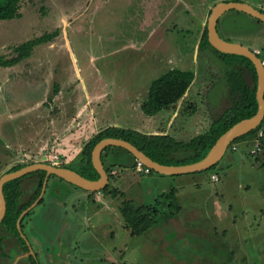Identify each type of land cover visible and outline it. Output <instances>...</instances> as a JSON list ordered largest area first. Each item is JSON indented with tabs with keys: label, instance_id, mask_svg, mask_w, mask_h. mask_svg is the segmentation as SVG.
<instances>
[{
	"label": "rangeland",
	"instance_id": "1",
	"mask_svg": "<svg viewBox=\"0 0 264 264\" xmlns=\"http://www.w3.org/2000/svg\"><path fill=\"white\" fill-rule=\"evenodd\" d=\"M220 1L236 0H22L20 17L0 21V58L11 59L18 46L57 34L18 64H0V177L18 164L47 162L44 154L57 153L65 159L62 166L77 170L76 160L91 139L86 135L92 119L89 95L105 123L139 124L135 104L147 97L156 78L172 68L204 77L207 60L223 67L212 49L200 48L208 17ZM240 1L264 10V0ZM237 11L220 18L219 34L259 52L264 61V23ZM244 74L252 82L250 72ZM208 101L212 118L231 106L225 78ZM162 112L164 117L172 113ZM158 118L143 123V130L173 132L172 119L159 125ZM84 126L81 135H73ZM117 153L129 157L120 150L105 152L111 168L106 192L61 199L64 188L73 185L50 180L45 203L29 217L36 232L26 231L42 264H264V126L229 146L216 170L197 172L200 184L190 173L165 185L167 191L157 196L163 195L155 225L139 236L126 228L123 202L155 207V194L163 187L130 167L132 158L119 160ZM124 177L131 183L126 189L118 186ZM171 187L177 188L173 200L163 198ZM138 189L139 199L131 196Z\"/></svg>",
	"mask_w": 264,
	"mask_h": 264
},
{
	"label": "trees",
	"instance_id": "2",
	"mask_svg": "<svg viewBox=\"0 0 264 264\" xmlns=\"http://www.w3.org/2000/svg\"><path fill=\"white\" fill-rule=\"evenodd\" d=\"M21 1L22 0H0V21L12 20L15 17H20L18 10ZM233 10L237 11L235 9ZM237 12L245 17L250 16L241 11ZM255 19L257 22L263 24L259 19ZM55 34L57 33L47 34L39 39L30 40L18 46L16 48L18 55L11 59L0 58V64L3 66L18 64L23 58L29 56L36 45L52 39ZM200 48L201 51H205L208 48L212 49L213 53L223 63V67L218 65V61L214 63L207 60L204 77L194 70L172 68L151 83L147 97L139 102V108L142 115L145 117H152L163 110L172 111L171 118L172 121L175 122V126L173 127L174 133L178 129H181L192 116L195 114L201 115V128L198 134L191 137L188 141H181L175 138L174 133H169V130L164 127H161V130L147 133L132 127L111 125L101 130L86 143L81 155L76 160L79 165L77 169L79 173L93 180L100 178V174L92 163V151L100 140L107 137L128 140L155 161L162 164L182 165L199 161L208 154L217 139L230 127L240 120L250 118L257 113L258 102L256 92L258 77L253 62L248 57L223 53L214 48L208 40L207 29L202 35ZM245 70L250 72L252 82L246 79L244 74ZM223 78H225L229 86L233 103L226 108L218 118H212L208 97L214 85ZM55 92L59 93V86L57 84L55 85ZM263 126L264 120L256 129L237 138L230 146L232 147L233 144L243 142L247 140L248 137L257 134L259 129ZM246 144L249 145L250 142L248 141ZM112 149L120 150L128 154V156L134 160L130 167H136L137 160L134 155L125 148L117 146H109L104 149V164L105 152H109ZM26 165L28 164L23 163L15 165L10 171L17 170ZM218 165L219 163L203 172L214 171L217 169ZM106 169L109 175H111V168L106 167ZM151 173L159 174L152 169ZM45 177V170H37L18 179L9 181L4 185L7 212L3 221L0 223V233L5 234L6 237L0 238V242L7 241L9 243L17 240L21 243L17 250L18 254L28 250V245L18 228V221L20 220L21 226L24 228L25 221L32 214V211L25 214L22 218L21 214L24 210L29 208L41 194ZM54 178L65 181L56 175H51L49 177V183L50 180ZM109 188L110 185H107L102 191L106 192ZM176 190L177 188L173 187L170 191L172 196L169 195L170 193H164L165 196L163 198L169 197L168 199L173 200ZM91 193L93 194V192ZM161 197L156 198L155 203H152L155 207H151L150 204L145 203L134 206L130 200H125L123 202V207L121 209L122 216L126 223V228L130 230L133 236L142 235L155 225V215L160 213L158 204L160 203ZM43 202L44 198L39 204ZM170 207L175 208L173 203L170 204ZM176 208L178 209V206ZM173 213L174 212H172V214ZM3 248L4 245L2 244L1 246L0 244L1 251L4 250ZM30 257L33 263L37 264L34 257L32 255H30Z\"/></svg>",
	"mask_w": 264,
	"mask_h": 264
},
{
	"label": "water",
	"instance_id": "3",
	"mask_svg": "<svg viewBox=\"0 0 264 264\" xmlns=\"http://www.w3.org/2000/svg\"><path fill=\"white\" fill-rule=\"evenodd\" d=\"M239 10L245 12L264 23V11L256 8L252 4L244 1H220L211 10L208 17L207 31L208 40L210 44L223 53L237 54L248 57L254 64L258 82H257V102L258 111L250 117L245 118L230 127L224 134H222L212 146L208 154L201 160L182 164V165H168L155 161L144 151L140 150L136 145L128 140L115 137H107L100 140L93 148L92 163L95 169L100 174V178L93 180L83 176L77 170L66 166L53 165L48 162H35L21 167L17 170L9 171L0 177V223L3 221L7 212V202L4 194V185L12 180L23 177L31 172L37 170H45L46 177L43 184V189L40 197L21 214L24 216L29 210L35 207L46 191L49 177L56 175L64 179L66 182L82 188L88 192L102 191L109 183L110 175L106 169L103 161V151L109 146L122 147L134 155L136 160L141 161L150 169L162 175L176 176L190 173L202 172L210 169L223 159L228 151L229 146L239 137L248 134L250 131L256 129L264 120V62L259 54L243 43L232 42L223 38L218 31V22L220 18L230 10ZM20 226V220L18 221Z\"/></svg>",
	"mask_w": 264,
	"mask_h": 264
},
{
	"label": "crops",
	"instance_id": "4",
	"mask_svg": "<svg viewBox=\"0 0 264 264\" xmlns=\"http://www.w3.org/2000/svg\"><path fill=\"white\" fill-rule=\"evenodd\" d=\"M4 21V20H3ZM6 21V20H5ZM1 23V22H0ZM6 67H10V66H6ZM90 98H91V96L89 95V97L87 98V102H88V107H89V111H90V116H91V118L92 119H90L91 120V124H89V132H87V136H90L91 138L93 137V136H95V135H97L101 130H103V129H105V128H107V127H109V126H111V125H116V126H121V127H132V128H134V129H137V130H140V131H142L143 129H144V124H147L148 122H150L151 120H154V121H156L157 120V118H158V116H159V118H158V121H160V123H159V125L161 124V122H162V120H164V119H167V118H170V119H172L171 118V115L172 114H170V116H165L164 117V113L161 111V112H159V113H157V114H155L154 116H152V117H149V118H152V119H142V118H146V117H144L143 115H142V112H141V110H140V108H139V106H138V101H137V103L135 104V110H136V113H137V115H138V117H139V124H123V123H120V122H106L105 123V118L104 117H99L98 115H97V113H96V109L95 108H93L91 105H90ZM160 119V120H159ZM102 120V121H101ZM146 120H148L147 122H146ZM170 122H172V120H170ZM144 123V124H143ZM173 126L172 127H174L175 126V122H173ZM58 127H60V126H57L56 127V129H58ZM82 128L83 129H85L86 130V127L84 126V127H81V129H80V131L78 132H75V133H73V135H81L83 132H81L82 131ZM158 128V124H156V127H155V129H157ZM200 128H201V115H199V114H195L194 116H192L187 122H186V124L181 128V129H178L175 133L174 132H171V133H174L175 134V138L176 139H178V140H181V141H188L191 137H193V136H195V135H197L198 134V132L200 131ZM67 129V128H66ZM167 129V128H166ZM173 129V128H172ZM62 130H65V128L64 129H62ZM57 131H59V132H56L57 134H68L67 132L65 133V131H60V130H57ZM144 131V130H143ZM153 131H156V130H153ZM146 132V131H145ZM77 133V134H76ZM50 132H48V134H47V136L48 137H50ZM85 147V146H84ZM84 149V148H83ZM82 150V149H81ZM81 152V151H80ZM80 154V153H79ZM119 160L120 159H122V160H126V161H128L129 160V158L128 157H126L123 153H117V156H116ZM136 170V169H135ZM116 171H117V169L115 170V171H113V173H116ZM118 172V171H117ZM201 174V173H200ZM122 175H123V173H122ZM192 175H195L196 177L199 175V173H194V174H192ZM142 176H144V175H142ZM146 176H149V178H151V182L152 183H154V184H156V185H161L163 188L161 189H159L157 192H159V194H155L156 195V197L157 196H159L161 193H163V192H165V191H167V186H165V185H171V183H176V182H179V180H181V179H179V178H183V177H180V176H188L187 174H185V175H176V176H168V175H162V174H156V173H151V174H148V175H146ZM189 176H190V174H189ZM201 176V175H200ZM198 179H196L194 182L195 183H199L200 182V180L201 179H199V177H197ZM123 180H125V183H122V178H121V180L120 181H118L119 182V187L121 188V187H123L124 186V189H126L125 188V186H131V183L130 182H126L127 181V179H126V177H124V179ZM118 182H116V183H118ZM123 184H121V183ZM200 184V183H199ZM198 184V185H199ZM172 188V187H171ZM176 188V187H175ZM149 191H153V189L152 188H150V190ZM163 191V192H162ZM64 192H67V194L69 195L70 194V197L71 198H82V199H87V198H89V195L87 194L86 196H85V194H86V192H84V194H81V193H79L78 191H77V189H75V188H71V187H67V188H64ZM131 196L132 197H136L137 199H139L140 197H141V191L138 189V190H136L135 192H133V193H131ZM156 197H155V199H156ZM158 198V197H157ZM130 199H132V198H130ZM143 199V198H142Z\"/></svg>",
	"mask_w": 264,
	"mask_h": 264
},
{
	"label": "flooded vegetation",
	"instance_id": "5",
	"mask_svg": "<svg viewBox=\"0 0 264 264\" xmlns=\"http://www.w3.org/2000/svg\"><path fill=\"white\" fill-rule=\"evenodd\" d=\"M59 180V179H58ZM60 181H62V180H60ZM64 184H65V182L64 181H62ZM68 183V182H67ZM70 184V183H69ZM71 185H73V184H71ZM69 186V185H68ZM71 187V186H70ZM71 188H75V189H77L78 187L77 186H74L73 185V187H71ZM43 189V188H42ZM51 190V183H49L48 182V185H47V188H46V191L44 192V195H43V197L41 198V200L44 198V202L42 203V204H39L40 203V201L38 202V204L35 206V207H33L31 210H29L28 212H30V211H32V214H33V212L35 211V209L37 208V207H40L41 205L43 206V204L45 203V197H46V194L49 192ZM85 192H87V191H85ZM87 193H89L90 195H89V198H91V196H92V193L91 192H87ZM41 195V194H40ZM40 195H39V197H40ZM52 195H53V193H52ZM38 197V198H39ZM37 198V199H38ZM66 198H71L70 197V194L68 195L67 194V192H64L63 191V194L61 195V199H66ZM35 202V201H34ZM49 209V208H48ZM47 210V209H46ZM27 212V213H28ZM26 213V214H27ZM31 214V215H32ZM31 215L29 216V217H31ZM23 217V216H22ZM29 217L26 219V221H25V227L24 228H22V226H21V223H20V226L18 225V228H19V230H20V232H21V235H22V237H24V239H25V241H26V244L28 245V250L27 251H23L22 253H17V250H18V248H19V245H21V243L20 242H18L17 240L16 241H13V242H0V244H1V246H2V244L4 245V250L3 251H1L0 250V264H34L33 263V261H32V259H31V257H30V255H32L33 257H34V259L37 261V264H42V261H41V259H40V256H39V254L36 252V250H35V248H34V245H33V243L31 242V239L29 238V236H28V234L26 233V231L28 230V228L30 229V231H32L31 232V235H32V233H35L36 231L34 230V229H32L33 228V226H32V228H30V226H29V223H30V219H29ZM30 233V232H29ZM6 237V235L5 234H2V233H0V238H5ZM37 238H40V237H37ZM42 243V246H43V241H38V240H36V243ZM40 243V244H41ZM22 262V263H21Z\"/></svg>",
	"mask_w": 264,
	"mask_h": 264
},
{
	"label": "built area",
	"instance_id": "6",
	"mask_svg": "<svg viewBox=\"0 0 264 264\" xmlns=\"http://www.w3.org/2000/svg\"><path fill=\"white\" fill-rule=\"evenodd\" d=\"M259 54V52H257ZM264 62V61H263ZM234 149H236V146H233ZM252 151L254 153H256L258 150L257 149H252ZM43 160L47 161L48 163H51L53 165H61L64 164L65 159H63L59 154L55 153L53 154L51 157H49L48 155L44 154L43 155ZM135 169L140 173V174H145L148 175L151 173V169L149 167H147L145 164H143L141 161L137 160L136 161V167ZM215 180H218V178L216 176H214Z\"/></svg>",
	"mask_w": 264,
	"mask_h": 264
}]
</instances>
